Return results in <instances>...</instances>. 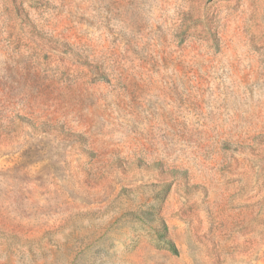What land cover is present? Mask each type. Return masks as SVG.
I'll return each instance as SVG.
<instances>
[{"label":"rangeland","instance_id":"1","mask_svg":"<svg viewBox=\"0 0 264 264\" xmlns=\"http://www.w3.org/2000/svg\"><path fill=\"white\" fill-rule=\"evenodd\" d=\"M0 264H264V0H0Z\"/></svg>","mask_w":264,"mask_h":264},{"label":"trees","instance_id":"2","mask_svg":"<svg viewBox=\"0 0 264 264\" xmlns=\"http://www.w3.org/2000/svg\"><path fill=\"white\" fill-rule=\"evenodd\" d=\"M171 243V242H170ZM173 245V244H172Z\"/></svg>","mask_w":264,"mask_h":264}]
</instances>
